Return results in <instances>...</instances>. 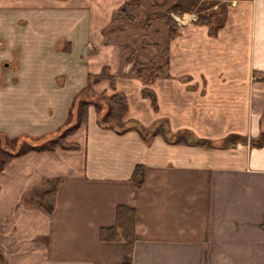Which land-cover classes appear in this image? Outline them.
Returning a JSON list of instances; mask_svg holds the SVG:
<instances>
[{
    "label": "crops",
    "instance_id": "obj_1",
    "mask_svg": "<svg viewBox=\"0 0 264 264\" xmlns=\"http://www.w3.org/2000/svg\"><path fill=\"white\" fill-rule=\"evenodd\" d=\"M116 3L83 4L91 11L92 42L99 41L100 36L91 35L103 26L99 14L92 17L94 10L109 14ZM223 5L224 23L212 36L208 26L196 25V15L177 20L167 68L149 86L156 112L141 97L142 84L127 78L130 64L121 66L124 79H116L117 91L127 98L128 124L147 129L165 122L171 142L183 134L210 147L171 145L162 137L145 143L135 131L117 135L100 129L89 108L87 125L66 141L79 150L29 152L0 172L1 264H264V141L256 146L264 136V0ZM31 9L39 5L0 0V13ZM0 35L14 41L9 50H18L23 62L29 60L21 46L28 40L24 35ZM103 48L88 73L107 66L117 76L121 55ZM84 83L66 95L64 111ZM101 85L95 93H109L107 84ZM34 87H0V99L22 104L31 97L45 99ZM23 106L21 112L30 114ZM27 119L5 129L10 139L24 131ZM229 137L239 141L225 142ZM137 165L144 171L143 186L136 189L130 177ZM53 178L62 184L51 216L21 205L26 192ZM117 206L135 212L131 259L122 243L98 239L100 228L113 225Z\"/></svg>",
    "mask_w": 264,
    "mask_h": 264
},
{
    "label": "rangeland",
    "instance_id": "obj_2",
    "mask_svg": "<svg viewBox=\"0 0 264 264\" xmlns=\"http://www.w3.org/2000/svg\"><path fill=\"white\" fill-rule=\"evenodd\" d=\"M31 1L39 5V9H31L29 12L14 11L13 14L0 13V25L6 24V27H0V34L4 37H9L10 34L24 35L28 40L21 43V46H26L23 49L24 56L29 58L28 61L23 62L18 50H9L14 41L9 39L6 41L0 35V87L35 86L34 88L40 91L39 94L46 97L45 99L32 97L29 100L24 99L23 104L20 100L16 102L10 99L11 97L0 99V129H3L0 130V159L17 153L22 145L37 146L55 140L65 126L73 123L74 118L68 123H65V119L71 101L77 93L70 99L64 111L68 101L66 95L74 91L82 81L84 83L86 74L91 72L98 63L100 56L96 57L98 52L104 49L103 47H109L110 52L113 53L115 50L121 55L116 79H124L120 71L121 66L127 63L131 68V63L147 65L150 61L159 62L158 57L164 45V25L158 21L149 32L143 31V25L147 19L154 22V15L165 12L170 6L169 0H117L119 3L115 4L109 14L100 8L98 11L94 10L92 17L94 14L96 16V13L99 14L96 19L100 20L103 26L101 29L98 28L100 31H94L95 35H91V38L100 36L99 41L92 42L90 34L94 26H90L91 11L83 5L86 0ZM201 2L214 4L215 0ZM121 7L124 8L123 12L119 11ZM216 10L219 9L213 7L202 11L201 14L209 17ZM197 13L194 11L191 14L197 16ZM184 15L190 14L178 17L170 13L176 24H178L177 20ZM18 16H22L23 20H17ZM219 19L220 17H216L215 21ZM77 37H80V41L76 43ZM42 41L47 43H40ZM39 43L42 47L51 48L40 47L38 50ZM15 44L18 43L15 42ZM31 52L37 56L33 58ZM54 54L58 56L53 59ZM6 64H9V68L5 67ZM127 78L132 79L129 73ZM102 83L97 86H103ZM93 90L95 92V89ZM25 104L27 106L23 107L25 109L29 107L30 114H26V110L24 113L21 112V107ZM17 105L19 106L16 107ZM42 105L47 107L44 111H38ZM22 117L28 118L29 122H24L26 125L24 131L14 138L18 141L16 145H13L5 129L8 130L7 127L13 122L21 125L24 120Z\"/></svg>",
    "mask_w": 264,
    "mask_h": 264
},
{
    "label": "trees",
    "instance_id": "obj_3",
    "mask_svg": "<svg viewBox=\"0 0 264 264\" xmlns=\"http://www.w3.org/2000/svg\"><path fill=\"white\" fill-rule=\"evenodd\" d=\"M141 1V0H140ZM148 1V0H142ZM170 6L163 13H156L155 21L147 19L143 25V31L149 32L153 25L161 21L165 28L164 45L158 57L159 62L150 61L147 65L142 63H131L129 70L130 76L139 81L143 88L140 92L142 98L147 99L154 112L157 111L156 98L149 86L157 81L168 65L169 44L177 36V24L171 18L170 13L174 16H182L183 14L197 13L196 25H204L209 27L211 36L223 25L225 6L223 3L235 0H215L214 4L202 3V0H169ZM240 1V0H236ZM248 1V0H244ZM217 6L218 11L211 13L209 17L201 14L202 11L212 9ZM124 7V6H123ZM120 8V12L124 8ZM220 12V13H218ZM216 17H220L215 21ZM158 48V46H156ZM7 66V65H6ZM102 82L108 85V91L95 94L94 87ZM93 108L96 115V124L102 130L114 131L117 135L125 134L128 131H135L139 138L147 143L156 137H162L165 142L171 145H194L199 147H210L207 142L191 140L187 135L180 134L174 142H171L168 135V129L165 122H160L153 128H143L137 124L127 123L125 121L128 115V102L125 94L116 89V76L110 74L107 66H103L98 73L87 74L84 87L73 97L70 108L67 113L65 123L74 118L70 126H65L57 139L47 141L41 145H22L15 154H9L0 159V172L15 158L23 156L29 152L43 153L54 152L56 150L77 151L79 146L66 141L73 136L82 126L87 125L88 110ZM74 110V112H72ZM239 138L229 137L225 140L227 143H236ZM17 139L10 142L16 145ZM264 136L261 135L257 140L256 146H261ZM144 168L140 165L134 167L130 177V181L134 188L143 186ZM62 184L59 178L46 179L38 187L26 192L21 197V205L27 209L38 210L46 216H51L55 209L56 197L58 190ZM135 212L126 206H117L114 212V222L109 228H100L98 231V239L104 243H122L125 255L131 259L133 246L136 242V225ZM2 258L0 256V264Z\"/></svg>",
    "mask_w": 264,
    "mask_h": 264
}]
</instances>
